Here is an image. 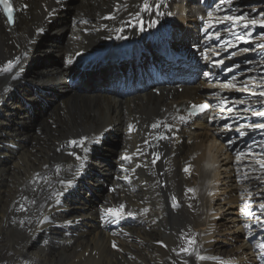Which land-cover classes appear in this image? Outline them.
<instances>
[{"label": "bare ground", "instance_id": "6f19581e", "mask_svg": "<svg viewBox=\"0 0 264 264\" xmlns=\"http://www.w3.org/2000/svg\"><path fill=\"white\" fill-rule=\"evenodd\" d=\"M140 1L15 0L13 27L0 12V264H258L236 206L239 177L260 170L252 159L231 155L230 132L219 148L225 153L212 157L208 140L230 129L208 118L190 122L179 110L214 87L198 82L183 93L162 86L160 94L121 95L84 83L99 73L108 85L103 69L74 72L85 80L77 88L66 82L72 71L64 64L115 27L102 18L118 10L122 19ZM170 3L159 21L170 14L175 44L191 50L197 0ZM47 29L52 35L45 39ZM11 88L19 98L7 100ZM220 104L228 112V103ZM215 163L228 175L224 220L210 212ZM254 178L243 186L256 184ZM108 183L112 189L101 188ZM114 206L128 215L108 229L101 219Z\"/></svg>", "mask_w": 264, "mask_h": 264}, {"label": "rangeland", "instance_id": "374dc122", "mask_svg": "<svg viewBox=\"0 0 264 264\" xmlns=\"http://www.w3.org/2000/svg\"><path fill=\"white\" fill-rule=\"evenodd\" d=\"M187 11H188V8L186 10H184V13H183L184 16H186L185 13ZM187 24H190V22H187ZM48 28H50V25H48ZM47 30H48V34H47V37L45 39L51 37V35H52L51 34V30L50 29H47ZM40 62L41 61L39 60L38 63H40ZM28 75H29V73L25 77L27 78ZM79 84L80 83H77L75 85L76 88L78 87ZM244 85H247V83H244ZM93 86H96V85H93ZM211 87H215V86L211 85ZM247 90L248 89H240L239 88L238 91H236V94L244 95V93H246ZM179 93H181V92H179ZM16 98H19L18 91L16 90V88H11L8 91V93H7V100L16 99ZM39 103H41V102H39V101L35 102L36 106H39ZM46 104L47 103H45V105ZM44 106H40V107L43 108ZM192 130H195L194 127H193ZM211 130L213 132H218V131H214V129H211ZM112 132L113 133H111L109 135V137L106 138V139H110L111 140L110 143H112L113 142L112 140L116 138L115 137V134H116L115 131L112 130ZM229 132L230 131H228L227 133H224L223 135H220V132H218V134H216V136H215V140L216 141L213 140L214 139L213 137H210V139L208 140V143L211 146V156L212 157L217 158L220 155V153L221 154L222 153H225V149H223V151L219 152V148L222 146L223 137L226 134H228ZM213 136H214V134H213ZM250 163H253V162H250ZM237 168L238 167L236 165V173H237ZM212 176H213V180H210V184L212 185V187H214V190H211V191H209L210 193H208L209 194V198L212 199V202H213L212 203V206H211V209H210V212L212 213V215H216L217 218H218V220H224L223 217H230L228 215V212L230 210L229 208L231 207L230 203H228L229 198H227V194H228V191H229L228 188H227V185H226V183H227V176L228 175L224 172V170L222 168L219 167V164L218 163H215L213 165V168H212ZM244 176H245L244 179H241V177H240V179H239L240 180V183H242L243 185H246L255 176L254 179L256 180V184H254L253 186H249V187L241 186V190H245V189L249 188L250 189L249 194L262 193L264 195V181L261 180V175L260 174L253 173V174H248V177H247V175H244ZM246 178H248V179H246ZM240 183H239V185H241ZM109 187H111V189H112V186L108 183L107 186L105 185V186H102L101 188H104V190H106ZM241 190L238 193L239 194L238 205L236 206L237 210L239 211V215L240 216L242 214L240 199L243 197V195L247 194L246 191L241 192ZM87 193H88V191H87ZM255 198L256 199H259L258 197H255ZM261 199H264V196H261ZM239 204H240V206H239ZM220 208H221V211H219ZM241 222H242V220H241ZM230 226H231V229L235 228V226L233 225V223ZM250 238L251 237H249L247 239H250ZM229 241L233 243L232 240H229Z\"/></svg>", "mask_w": 264, "mask_h": 264}, {"label": "snow or ice", "instance_id": "6c2138e0", "mask_svg": "<svg viewBox=\"0 0 264 264\" xmlns=\"http://www.w3.org/2000/svg\"><path fill=\"white\" fill-rule=\"evenodd\" d=\"M0 6H2L4 15L7 16L8 22H9V24H11L13 17H12V13H11V4L9 3V0H0ZM245 27H247V26L245 25ZM260 27L264 28V24L260 25ZM260 95L264 96V92H262ZM194 111H196V112L207 111V107L201 106V108H195ZM192 114L193 113H189V115H192ZM260 115L264 116V112H261ZM156 127H159V125H156ZM261 127H264V125H262ZM169 131H171V129H169ZM158 138L159 139H167L166 137H158ZM80 143L83 144L84 142L81 141ZM158 158L159 157H157V159ZM77 159H79V157H77ZM184 171L189 172L190 170L188 168H185ZM189 243H192V241H189ZM161 247H163V245H161Z\"/></svg>", "mask_w": 264, "mask_h": 264}, {"label": "trees", "instance_id": "16d2710c", "mask_svg": "<svg viewBox=\"0 0 264 264\" xmlns=\"http://www.w3.org/2000/svg\"><path fill=\"white\" fill-rule=\"evenodd\" d=\"M38 63V61L36 62V64ZM85 87H87V86H85Z\"/></svg>", "mask_w": 264, "mask_h": 264}]
</instances>
